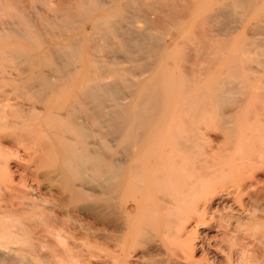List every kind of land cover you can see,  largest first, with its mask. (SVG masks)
I'll use <instances>...</instances> for the list:
<instances>
[{
	"label": "bare ground",
	"instance_id": "obj_1",
	"mask_svg": "<svg viewBox=\"0 0 264 264\" xmlns=\"http://www.w3.org/2000/svg\"><path fill=\"white\" fill-rule=\"evenodd\" d=\"M128 1L130 6L136 2H124ZM176 1L175 7L180 6L182 0ZM250 1L243 4L248 11L253 7V0ZM106 2L117 4L116 0H77L71 7L66 0H41L39 6L30 5L32 11H19L23 13L22 24L11 30L12 38L24 41L22 49L11 51L12 58L30 65L25 78L27 73L22 76L21 68L17 69L24 78L23 83L21 80L18 84L28 88L35 100L27 108L17 105L18 120L9 123L10 129H22L24 133L29 130L39 137L15 138L17 133L14 138H0V143L9 144L26 155V164L18 163L20 159L15 162L24 180L36 184L38 195L32 185L24 184L22 204L19 201L21 205L17 204L18 207L10 211L18 218L17 228L10 232L16 241L9 242L11 247L6 243L9 247L0 249V260L5 264H37V261L38 264H140L145 257L156 253L159 257L153 264H212L206 253L212 250L223 256L224 264H248L251 257L264 256V112H261L264 108L253 109L255 113L250 117L255 121L253 126L249 124L236 132L233 127L225 126V147L216 156H199L194 160L186 154L189 151L186 144H179L177 140L179 145L175 149L167 147L146 154L147 147L152 144L149 138H186L187 132L195 131L193 120H201L205 115L200 112L184 116L181 111L190 110L191 106H169L174 92L169 89L170 83L163 79L165 76L157 73L161 69H153L146 81L108 82L102 81L101 75L91 73L105 71L109 61L93 58L92 69L88 68L92 70L91 75L85 73L84 79L79 81L83 50L78 42L76 24L84 19L93 23L98 31L109 25L115 32L117 22L105 13ZM233 2L237 5V0ZM156 13L159 15L161 10L138 21L158 25L163 19ZM261 13L264 15L263 9ZM262 15L260 20L258 16L259 23L264 21ZM170 16L176 15L170 12ZM224 16L220 14L221 18ZM131 17L125 10L122 22H128ZM8 26L11 29V25ZM124 29L129 37L119 45L124 53L135 47L151 57L158 54L161 47H169L166 43L160 46L156 36L145 33L147 29L143 27ZM236 60L233 59V63ZM224 68L237 69L230 65ZM240 84V81L225 80L215 84L219 88L206 91L216 104L218 119L232 121L237 115L225 112L242 109L239 103L244 97L235 95L243 90H235ZM186 85L189 83L178 86ZM179 91L184 94L183 90ZM200 109L194 108L196 112ZM143 153L147 156L145 161L140 158ZM227 181L232 183L230 189L214 187ZM229 201L232 204L227 205ZM34 211L46 216L41 229L37 228L39 224L29 222L28 215ZM23 217L22 225L19 221ZM68 221L71 225L66 224ZM200 229L206 231L203 238L198 236ZM210 232L219 233V240L208 236ZM2 238L6 237L0 240ZM78 239L81 241L77 245L72 244ZM71 245L79 248L72 249ZM21 251L23 257H15ZM198 253L201 254L196 257Z\"/></svg>",
	"mask_w": 264,
	"mask_h": 264
},
{
	"label": "rangeland",
	"instance_id": "obj_2",
	"mask_svg": "<svg viewBox=\"0 0 264 264\" xmlns=\"http://www.w3.org/2000/svg\"><path fill=\"white\" fill-rule=\"evenodd\" d=\"M40 1L41 0H39V1L38 0H31V1L30 0H20V1L19 0H16V1L15 0H12V1L11 0H0V21H1V23H0V97H1L0 98V111H1L0 112V131H1L0 132V138H9V137L14 138L17 135V133H18V135L15 138H22V137L23 138H29V137L30 138H38L39 137L38 135L33 134L29 130H26L25 133H24V131H22V129H20V131L19 130L13 131L12 129H10V124L12 121L18 120L17 119L18 117H16L17 116V109H16L17 105L21 104L23 107L27 108L31 104H33L34 103L33 101L35 100L34 95L31 94L32 92H30L28 88H26L22 84H20V85L18 84V82L20 83L21 80H22L21 83H23L24 78L26 76H28V71H29L28 68H30V65L27 63H24L23 61L22 62L24 64L23 63L20 64L21 62H16V60H14V58H12L11 51L16 49V48L22 49L24 46V41L20 40L18 38H12L11 37V30H12V28H18L21 26V24H22L21 22L23 20V13H20V12H25L27 10L32 11V8L30 5L36 4L37 6H39ZM44 1H47V0H44ZM58 1L59 0H51V2H58ZM66 1L70 3L71 7H73L72 5L77 3V0H66ZM93 1H95V0H93ZM98 1H103V0H98ZM120 1H121V3H120ZM124 1H126V0H116L115 3H117V4H115V5L112 3L110 4L108 2H106L104 4L105 5L104 10H106L105 13H108L109 18L117 22L116 23L117 27L115 26V30H116L115 32L111 26L108 27L109 25H107V26L105 25L104 29L102 31H98L94 27L93 23H91L90 21L84 20V19L80 20L76 24V33L79 36L78 42H80L82 44V50H83L82 58H81L82 62L79 64L80 65L79 81H82L86 74H88V75L92 74L93 75V73H94V75H101L102 81H108V82H111V80L117 81V82L118 81L119 82H122V81H130L131 82V81H133L135 83V82H140V81H146L147 79H149L150 75L154 72L153 69H161L157 73L161 76H165V78H163V79L167 83H170L169 89L174 92V94L169 98L170 99L169 106L171 108L181 107V106H191L192 109L181 111L180 114L183 113L182 115L185 114L184 116H190L193 114H196V115L198 113L200 114V112H201V114L205 115V117L202 118L201 120H199V119L193 120L194 124H195V127H194L195 131H192V132L190 131L189 134H187L188 133L187 132L185 134L186 138H149V139H151L152 144L147 147L146 154L148 153V151L150 153L152 151L153 152H155V151L160 152L162 148L166 149L167 147H169V148L175 149V146H177L179 144H186V146L189 150L186 154L194 160L196 158H198L199 156L205 157V156H209V155H214V156L218 155L220 152H222V150H224V147H225L224 141H223L224 140L223 139L224 138V131H225L224 127L227 125L230 127H233L235 129V132H236L237 129H239V130L245 129L244 127H248L249 124L250 125L252 124L251 126H253V124L255 122L254 120L252 121V119H251L255 113V111H253V109L264 108V30H263L264 29V23H262L264 21H260V23L258 21L259 15H260L259 20L263 19L261 17V15L263 13H261V12H262V9L264 12V0H259V1H257V0L252 1L251 0L253 2V5H251L250 3H248V5L250 4L253 7L249 8V11H248V9H246L247 6H243L244 1L247 3L248 0L247 1L242 0V2H241V0H237V5H236V3L233 2V0H182L181 2H179L180 6L178 5L177 7H175V3H174V1H176V0H140V1L135 0L137 3L135 2L134 4H131V6L129 5V1H128V3L124 2ZM48 2H49V0H48ZM23 3H26V4H24L25 7H22L23 5H21V4H23ZM232 4H235V5H232ZM14 5H16V10H15ZM244 5H246V4H244ZM26 6L28 9L26 8ZM132 7H133V9H132ZM22 8H24V9H22ZM44 8L46 9V7H44ZM125 10H126V12L129 13L130 17L132 16L128 20V22L131 21L130 23L125 22V21L122 22L123 21L122 20V14L124 13ZM156 10H159V12L161 10V13H159V15H158V13H156V14L158 15L159 19H163V21L161 23H159L158 25L153 24V23L148 24L146 22L138 21V20L146 17V15H148V14H155ZM150 12H152V13H150ZM170 12L175 13L176 16L171 18ZM236 12H238V14H236ZM97 13L98 12H95V14H97ZM165 14H166L167 18H165ZM181 14H183V15H181ZM220 14H224L225 16L223 18H221ZM212 15H213V17H212ZM134 16H135V19L133 18ZM262 16H264V15H262ZM175 19L177 21H175ZM17 21H18L19 25L17 24ZM4 22H6V23H4ZM225 23H227L228 25L227 24L225 25ZM12 24H17V25H12ZM151 24H152V26H151ZM2 25H3V27H1ZM8 25H11L10 26L11 29L9 28ZM136 26H140V27H143L144 29H147L145 33L149 34V32H150L151 35H155L156 39H157L156 41L158 42V44H160V46L163 43H166L169 47L168 48L161 47L159 49L160 51H158V54L155 53V55L153 54L151 57L149 55H147L143 50L140 52V50H138L135 47L133 48L134 51H133V49H131L132 51L130 50V51H127L124 53V51L119 46L120 43H122L123 41L129 40L126 29H124V28L125 27L135 28ZM257 26H260V28H258ZM79 27H81V28H79ZM121 27H123V28H121ZM152 27H154L155 29L154 28L152 29ZM220 28H222V29H220ZM229 28H232V30ZM255 29H257L256 32H255ZM7 32H9V35ZM254 32H255V34H253ZM111 33H112V35H111ZM1 34H3V35H1ZM97 34H98V36H97ZM100 34L102 36H105V37L99 36ZM121 34H123V35H121ZM87 37L89 38V40ZM98 37L100 40H98ZM255 37L258 39H255ZM259 39H260V41H259ZM84 40H85V42H84ZM87 47H88V49H87ZM117 49L120 53L117 51ZM189 49H190V52H189ZM195 49H197V50H195ZM114 52H115V54H114ZM143 52H144V54H143ZM202 53H203V55H202ZM200 54H201V56H200ZM102 55H103V57H102ZM138 57H140V58H138ZM93 58L95 60L97 59V60H101V61H105V62L109 61V64H108L109 68H106L105 71L102 70L101 71L102 73L100 71L97 72V71L90 70V69H92V68H90V66H91V61L94 60ZM236 58H237V60H236ZM91 59H93V60H91ZM147 59H148V61H146ZM233 59L238 61V62L234 61V63H233ZM258 59H259V61H258ZM153 60H155L156 62H153ZM210 60H211V62H210ZM192 62L194 63V65ZM236 63H238V65ZM257 63H259V64H257ZM88 64H89V66H88ZM245 64H247L248 67ZM23 65L26 66L25 67L26 69H22V68H24ZM209 65H210V67H209ZM229 65L237 67V69L234 71L225 70L224 67H228ZM194 66H195V68H194ZM242 66L244 67V69H241V68H243ZM144 67H145V69H144ZM18 68L20 69V71L23 72L22 76H24L25 73H27L24 76V78L22 76H20L22 74V72L18 71L19 70ZM88 68H90V69H88ZM200 68H202V69H200ZM250 68H253V69H250ZM108 69H110V70H108ZM182 70H183V72H182ZM224 70H225V72H224ZM91 71H92V73H91ZM19 72H20V74H17ZM105 72H107V73L105 74ZM108 72H110V73H108ZM89 73H91V74H89ZM18 75L20 76V78ZM141 75L144 77H142ZM119 76H121V77H119ZM104 77H105V80L103 79ZM185 77H187V78H185ZM246 78H247V80H246ZM224 79L225 80H231V81H233V80L240 81L241 86L238 85V87L239 86L240 87L239 88L237 87L235 89L237 91H240L241 89H243V90L245 89L244 91L241 90L239 93H237V91H236L237 94H235L238 98L241 97V96H239L240 94L243 95V97H244L243 99L241 97V99H242V102H245V103L244 104L242 102L239 103V106H241L242 109L240 111L235 109L233 111L227 110L225 112V114L235 113L238 116V117L236 116L232 121H226V120L218 119L215 116L216 111H215L214 107L216 106V104H214V102L212 101V96L207 95V92H206V91H209L212 89L219 88V87L215 86V84L218 82L225 81ZM249 79L252 82H250ZM187 80H189V81H187ZM185 82H188L189 85H186L183 87L178 86L180 83H185ZM16 85H18V87ZM16 88H18V89H16ZM179 88H181V89H179ZM255 88H256V90H254ZM238 89H240V90H238ZM179 90H183L184 94H181V92ZM200 91H202L203 93H201ZM245 91H248V92H245ZM199 92H200V94H199ZM204 92L206 94H204ZM29 94H31V95H29ZM259 94L262 96V98L259 97L260 96ZM190 95L192 96V98ZM203 95H204V97H203ZM30 96L31 97L33 96V97L31 98ZM26 98H28V99H26ZM26 104H27V106H26ZM28 104H30V105H28ZM237 104H235V107L237 106ZM36 105H39V103L37 102ZM8 106H10V108ZM225 106H229V105L225 104ZM239 106H237L238 109H239ZM199 107H201L200 111L196 112V110H194V108H199ZM14 108L16 109L15 111H14ZM202 108L205 109L204 113H203ZM247 108H249V109H247ZM263 110H261V112H264ZM248 111H250V112H248ZM206 112H208V113L206 114ZM241 113H242V115H241ZM250 113L252 115L248 116V115H250ZM263 115H264V113H263ZM225 123H227V124H225ZM232 124H234V126ZM236 124H238V125L236 126ZM235 126H236V128H235ZM15 132H16V134H15ZM187 136H189V138H187ZM191 136H193V137H191ZM237 138H239V137L237 136ZM176 140L179 142V144H177L178 142L176 143ZM157 145H158V147H157ZM21 152L22 151L18 152L16 149L14 150V147L9 145V144L5 143L2 145L0 143V163H2V164H0V223H1L0 225H2L3 228H6V230H3V232H2L3 228L0 226V230H1L0 238L1 237L7 238V239L5 238L6 240L3 238H2V240H0V249L2 248L1 250L7 249L9 247L8 245H10L11 243L13 244L16 241L15 240L16 237L11 236L10 232H11V230H14L15 228H17L16 226H17L18 218L13 217L10 214L11 213L10 211L15 209V206H17V204L19 206L22 204V202H21L22 200L20 201V199L22 197H24L23 195H25V194H23V192H25L23 189L24 184L26 186L32 185L34 193L37 194L36 184L32 183L30 181H25L24 178L21 176L22 171L19 168L18 163H22V164L27 163V161H25V160H27V157H25L26 155L23 152H22L23 153L22 154ZM11 155H13V156H11ZM140 158L145 161L147 156L145 155V153H143L140 155ZM19 159H20V161L18 162ZM15 161H17L18 163L16 164ZM28 180H30V179H28ZM231 185H232V183L227 181V182H224L223 184L219 183V184L215 185L214 187H217L219 189H221V188L230 189ZM19 191H21V192H19ZM18 192H19V195H18ZM15 194H17L18 196L17 195L15 196ZM20 195H22V196H20ZM16 197H18V198H16ZM19 201L21 202V204H19L20 203ZM24 201H25V198H24ZM229 204H232L231 201H229L227 203V205H229ZM230 206L234 207L233 205H230ZM28 216H29L28 217L29 222H31V224H34V225H36V223H37V225L39 224V226L37 227L38 229L40 227L44 226V224H43L44 218L46 219V216L44 214H39V213L37 214V212L34 211V213L32 212V214L28 215ZM23 220H24V217L22 220L20 219L19 222L21 224L22 223L24 224ZM41 222H42V224H41ZM20 223H19V225H20ZM15 224H16V226H15ZM66 224L71 225V223L69 221L66 222ZM20 228H23V226ZM2 233L3 234L6 233V234L3 235ZM198 233H199L198 234L199 238H203L206 234V231L203 229H200L198 231ZM6 235H8V236L10 235L13 238L8 239V237ZM207 235L212 236V237H217L216 238L217 240H219V237H220L219 233H216V232H210L209 234L207 233ZM13 240H15V241L13 242ZM24 240H25V238L24 239L22 238L23 242H24ZM80 241L81 240L78 239L76 242H73L72 244L76 243V245H77ZM9 242H11V243H9ZM23 242H22V245L24 246ZM6 243H8V245ZM76 245H74V246L71 245L70 248L78 249L79 247ZM5 246H6V248H5ZM10 247H11V245H10ZM208 251H206V253H207V258L209 259L210 263H212V264H224L222 255L216 254L212 250H208ZM21 252L22 253H16V255L14 253L15 257L17 256L18 258H22L24 255V252L23 251H21ZM200 254L201 253H198L196 255V257H199ZM262 255H264V254H262ZM158 257H159L158 254L153 253L152 255L145 257L140 264H153V261L155 259H157ZM257 258L258 257H256V256H254L253 258L251 257V259H248V261H247L248 264H264L263 263L264 262V256H259V259H257ZM145 259H146V261L147 260H149V261H147V263H146ZM252 259H254V261H255V259L259 260V261L254 262V261H252ZM0 264H5V263L2 260H0ZM37 264H38V261H37Z\"/></svg>",
	"mask_w": 264,
	"mask_h": 264
}]
</instances>
